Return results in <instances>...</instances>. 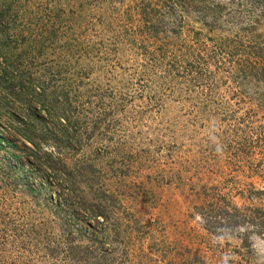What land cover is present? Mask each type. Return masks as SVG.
<instances>
[{
  "label": "rangeland",
  "instance_id": "rangeland-1",
  "mask_svg": "<svg viewBox=\"0 0 264 264\" xmlns=\"http://www.w3.org/2000/svg\"><path fill=\"white\" fill-rule=\"evenodd\" d=\"M0 264H264V0H0Z\"/></svg>",
  "mask_w": 264,
  "mask_h": 264
},
{
  "label": "trees",
  "instance_id": "trees-1",
  "mask_svg": "<svg viewBox=\"0 0 264 264\" xmlns=\"http://www.w3.org/2000/svg\"><path fill=\"white\" fill-rule=\"evenodd\" d=\"M255 71L258 70V69H254Z\"/></svg>",
  "mask_w": 264,
  "mask_h": 264
}]
</instances>
